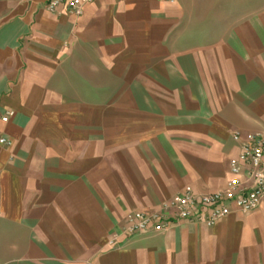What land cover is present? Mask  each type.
Listing matches in <instances>:
<instances>
[{
    "label": "crops",
    "instance_id": "obj_1",
    "mask_svg": "<svg viewBox=\"0 0 264 264\" xmlns=\"http://www.w3.org/2000/svg\"><path fill=\"white\" fill-rule=\"evenodd\" d=\"M48 1L0 0V264H264V196L213 225L128 228L188 185L225 188L233 133L264 132V0L219 19Z\"/></svg>",
    "mask_w": 264,
    "mask_h": 264
},
{
    "label": "built area",
    "instance_id": "obj_2",
    "mask_svg": "<svg viewBox=\"0 0 264 264\" xmlns=\"http://www.w3.org/2000/svg\"><path fill=\"white\" fill-rule=\"evenodd\" d=\"M100 0H49L47 9L56 12L61 9L80 16L88 4ZM173 3L176 0H161ZM10 112L2 116L7 121ZM239 143L238 154L230 160L232 177L225 188L201 194L190 185L177 192L174 197L162 205L161 211L146 213L138 211L129 215V231L142 233L150 230L162 231L173 220H190L213 225L231 212L230 204L249 211L256 208L264 196V132L240 131L233 133ZM0 143L11 145L12 141L0 135Z\"/></svg>",
    "mask_w": 264,
    "mask_h": 264
},
{
    "label": "rangeland",
    "instance_id": "obj_3",
    "mask_svg": "<svg viewBox=\"0 0 264 264\" xmlns=\"http://www.w3.org/2000/svg\"><path fill=\"white\" fill-rule=\"evenodd\" d=\"M192 5L187 11L186 17L191 16L206 18H224L228 13L232 12L231 6L227 4V0H185ZM192 10V11H191ZM190 16V15H189Z\"/></svg>",
    "mask_w": 264,
    "mask_h": 264
}]
</instances>
